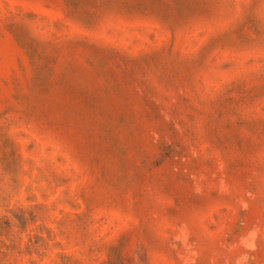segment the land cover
<instances>
[{
	"label": "rangeland",
	"instance_id": "rangeland-1",
	"mask_svg": "<svg viewBox=\"0 0 264 264\" xmlns=\"http://www.w3.org/2000/svg\"><path fill=\"white\" fill-rule=\"evenodd\" d=\"M0 264H264V0H0Z\"/></svg>",
	"mask_w": 264,
	"mask_h": 264
}]
</instances>
